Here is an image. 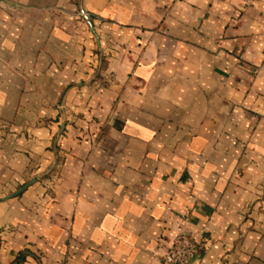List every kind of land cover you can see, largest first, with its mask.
I'll return each instance as SVG.
<instances>
[{"label":"crops","instance_id":"obj_1","mask_svg":"<svg viewBox=\"0 0 264 264\" xmlns=\"http://www.w3.org/2000/svg\"><path fill=\"white\" fill-rule=\"evenodd\" d=\"M181 232L264 264V0H0V264H163Z\"/></svg>","mask_w":264,"mask_h":264},{"label":"built area","instance_id":"obj_2","mask_svg":"<svg viewBox=\"0 0 264 264\" xmlns=\"http://www.w3.org/2000/svg\"><path fill=\"white\" fill-rule=\"evenodd\" d=\"M87 16V14H81ZM186 222L188 220H185ZM199 247L191 235L179 233L162 257L163 264H191Z\"/></svg>","mask_w":264,"mask_h":264},{"label":"water","instance_id":"obj_3","mask_svg":"<svg viewBox=\"0 0 264 264\" xmlns=\"http://www.w3.org/2000/svg\"><path fill=\"white\" fill-rule=\"evenodd\" d=\"M81 11V13L82 14H84V11L81 9L80 10ZM84 18H85V20L87 21V22H89V18H88V16H84ZM57 140V139H56ZM36 181L34 180V181H32V182H30V183H28L25 187H23L17 194H16V196H19V195H21L23 192H25L31 185H33L34 183H35ZM23 260V257H22V259L20 260V261H22ZM16 264H18V263H16Z\"/></svg>","mask_w":264,"mask_h":264}]
</instances>
